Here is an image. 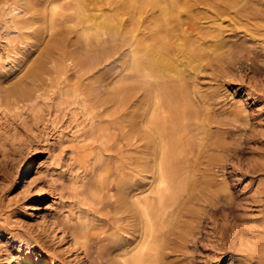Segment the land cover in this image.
Listing matches in <instances>:
<instances>
[{
  "label": "bare ground",
  "instance_id": "6f19581e",
  "mask_svg": "<svg viewBox=\"0 0 264 264\" xmlns=\"http://www.w3.org/2000/svg\"><path fill=\"white\" fill-rule=\"evenodd\" d=\"M245 1L0 0L24 36L21 44L47 33L51 52L33 62L24 56L23 76L13 70L11 77L12 69L0 67V107L35 105L41 91L57 86L60 92H72L77 108L91 115L89 131L100 142L94 161L101 169V216L98 231L81 237L89 258L102 264H189L201 215L221 192L232 200L225 173H219L237 158L227 134L244 125L245 110L220 117L211 101L198 94L192 78L203 62L225 49L226 18L253 24L261 17ZM67 31L78 37L71 51ZM110 42L114 48L98 53L99 44ZM89 47L96 52L90 64L83 54ZM14 49L15 55L22 54V47ZM116 54L126 58L128 84L114 88L109 82L108 96L98 97L82 77L100 75L101 65L113 62ZM247 59L256 65V56ZM104 150L112 153L106 158ZM250 167L264 170V160ZM30 168L21 166V171ZM216 177L222 178L218 182ZM40 190L47 195L43 186ZM36 196L32 193L31 202ZM262 250L264 246L251 254L262 258ZM5 263L19 264L14 257H6Z\"/></svg>",
  "mask_w": 264,
  "mask_h": 264
},
{
  "label": "rangeland",
  "instance_id": "374dc122",
  "mask_svg": "<svg viewBox=\"0 0 264 264\" xmlns=\"http://www.w3.org/2000/svg\"><path fill=\"white\" fill-rule=\"evenodd\" d=\"M244 3L261 17L253 24L226 18L222 24L225 49L220 56L214 54L203 62L192 78L198 94L211 101L220 117L238 109L245 110L242 115L248 120L241 127H231L227 134L237 158L228 160L219 173H225L232 200L221 192L217 203L208 206L209 214L206 211L201 215V232L188 251L189 264H264V257L251 254L264 246V170L253 172L250 167L253 161L264 160V0ZM9 12L1 4L0 67L12 69L10 76L14 77L13 70L22 71L18 76H23L24 56L32 57L33 62L50 55L48 37L44 33L41 40L31 38L21 44L24 36L14 27ZM67 37L71 51L78 37L69 31ZM18 46L22 54L15 55ZM112 48L113 42L99 44L98 53ZM83 52L89 64L94 61L96 52L91 47ZM253 55L257 58L255 66L247 59ZM14 56L18 59L13 62ZM125 60L124 54H116L113 62L101 65L100 75L87 74L82 79L92 83L93 94L106 97L109 82L114 88L128 84L123 76ZM15 64L18 66L14 69ZM76 79L74 76L73 82ZM77 106L72 92H60L55 86L41 91L35 105L0 107V264H8L6 257H14L19 264H102L89 258L81 243L83 235L98 231L101 169L94 161L100 153L95 148L100 142L89 131L91 115ZM104 152L106 158L112 153ZM21 166L31 168L21 171ZM42 186L46 196L41 195ZM32 193L38 195L33 202ZM260 253L264 255V250Z\"/></svg>",
  "mask_w": 264,
  "mask_h": 264
}]
</instances>
